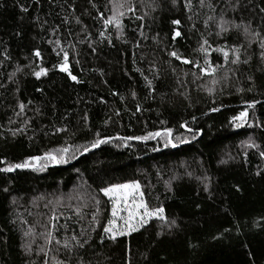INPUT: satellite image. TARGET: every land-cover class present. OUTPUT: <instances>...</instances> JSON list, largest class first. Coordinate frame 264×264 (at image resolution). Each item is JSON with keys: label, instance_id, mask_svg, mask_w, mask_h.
Wrapping results in <instances>:
<instances>
[{"label": "trees", "instance_id": "16d2710c", "mask_svg": "<svg viewBox=\"0 0 264 264\" xmlns=\"http://www.w3.org/2000/svg\"><path fill=\"white\" fill-rule=\"evenodd\" d=\"M71 2L75 3L76 16L85 9L97 14L87 0ZM94 2L100 12L110 14L105 10L106 5L111 7L108 0ZM183 2L179 0L173 7L170 0H158L160 8L156 12L140 8L138 15L150 12L143 29L138 28L140 21L125 19L124 35L116 39L115 30L110 28L112 43H96L93 54L87 40L77 42L84 40V34L72 19L71 10L61 7L65 0H53L52 5L48 0H41L40 4L19 0V4L29 7L28 13L20 11L17 0H0V53L7 50L11 57L4 60L0 55V83L4 84L0 88V159L16 163L52 149H70L67 163H49L44 171L0 172V264H43V254L37 255L39 246L44 244L40 233L45 231L46 216L53 207L64 214L60 224L67 223L79 232L81 224L90 227L91 213L95 211L90 197L95 195L101 199V223H106L111 205L99 188L129 181H138L145 200L152 206L164 207L166 216L176 219L179 228L169 233L161 228V222L152 220L139 232L115 242L105 238L101 245L103 229L91 225L96 230L91 232L85 255L93 264H264V175H255L258 168L264 169V160L256 150L241 146V141L252 136L264 147V126H256L264 121V71L258 70L264 64L259 59L258 45L253 44L246 54L251 56L248 65H225L217 72L215 85L211 77L196 79L192 73L199 76L198 69L180 63L168 52L176 50L203 66V55L194 51L202 42L201 35L213 48L223 47L225 42L239 44L241 39L236 32L217 38L215 23L208 28L203 24L212 13L206 7L201 9L198 0H193L189 13ZM213 2L219 17L226 6L223 0ZM137 4L139 8V0ZM256 4H262V0H253V5L239 12L229 10L226 18L237 22L252 20L255 27L260 24ZM189 15L192 21L187 19ZM37 16L40 23L34 22ZM64 16L69 17L66 24H62ZM81 19L90 39L98 41L102 24L87 14ZM173 19L181 21L182 37L176 40H172L176 27L171 24ZM45 20L48 23L42 30L40 24ZM56 25L60 29L53 34ZM17 32L21 35L17 36ZM56 39L61 40L60 47L70 51V71L81 83L52 69L60 57L52 50L57 46L47 41ZM72 44L75 49H71ZM34 48L41 50L43 66L51 69L48 76L37 80L25 69L24 73H17L18 83L9 81V74L17 64L27 63L25 57L31 58ZM209 59L213 64H224L220 53L212 52ZM225 74L227 80L223 78ZM249 76L254 83L249 82ZM250 86L251 92L247 91ZM240 88L245 90L238 92ZM17 101L27 105L20 117L14 114L18 111ZM253 101L257 102L255 107L248 109V123L253 126L233 127L230 118L247 107L245 102ZM137 106L141 111L136 110ZM212 108L219 111L213 112ZM85 114L87 120L83 119ZM10 118L13 123H9ZM25 121L29 124L24 133L13 137L8 129L24 127ZM184 123L199 133L195 139L193 133L180 127ZM58 128L67 131L57 132ZM164 128L173 129L175 147L165 144L162 138L126 142L117 139L144 136ZM97 133L100 138L112 139L91 148ZM85 147L90 150L84 152ZM244 151L248 152L246 158ZM221 160L227 163L222 164ZM81 203L88 205L83 209L84 219L79 221L73 216L67 220L73 211L63 205L70 204L74 209ZM33 226L34 234L25 236V231ZM158 232L163 234L158 236ZM54 235L63 241L71 232L60 230ZM28 244L31 253L25 251ZM50 247L56 246L53 243Z\"/></svg>", "mask_w": 264, "mask_h": 264}, {"label": "snow or ice", "instance_id": "6c2138e0", "mask_svg": "<svg viewBox=\"0 0 264 264\" xmlns=\"http://www.w3.org/2000/svg\"><path fill=\"white\" fill-rule=\"evenodd\" d=\"M88 4L91 6V9L96 10V15H92L90 11L87 9L81 13V16L87 14L94 21L102 24V30H99V40L92 41L90 39L91 34L87 31V25H85L81 19V16H76V6L74 2L71 0H65L64 5L61 7H65L71 10L72 19L75 20L77 25L81 26V32L84 34V40H78V43H84L85 40L88 41V47L90 51L95 54L97 48L94 46L96 43H104L107 41L109 44L112 43V33L109 29L115 30L116 39H120L125 32V19H135L136 21H140L141 23L138 25V28L143 29L145 27L146 18L150 17L149 11H143L142 14H137L140 8H149L151 12H156L160 8V4L158 0H139V8L137 4V0H108V5L105 6V10L110 12L109 15H105L104 12H100L97 8L94 0H87ZM179 0H170V3L173 7H176ZM199 7L201 9L207 8L209 10L210 15H207L206 19L203 21L204 27L208 28L210 23H215L217 31H215L214 35L217 38H225L228 34L232 32H236L239 34L241 42L239 44H227L225 42L223 47H215L213 48L212 44L208 39L204 38L201 35L202 42L199 44V47L194 51H198L203 55V66L193 59H189L187 57L182 56L178 51L172 50L168 52V55L175 60L179 61L185 65H192V67L198 69L200 75L197 76L196 72H193L192 75L196 79H202L204 76L212 78V84L215 85L218 83V80L215 78L217 72L223 68L227 64H231L234 66H239L241 64L248 65L251 62V56L246 55L249 49L253 44H257L259 48V59L264 64V0H262V4L254 5L255 10L260 15V24L253 27V21L248 20H240L237 22L234 19L226 18L227 12L230 10L232 12H239L244 9H247L250 5H253V0H223L225 4V8L220 10L219 17L216 15V5L213 0H198ZM19 4V0H17ZM41 0H33V4H40ZM50 5L53 4V0H48ZM0 7H3V4H0ZM183 7L191 13L194 7L193 0H184ZM20 11L22 13H28L29 7L24 4H19ZM131 14V16H129ZM24 17L22 16L21 19ZM189 21L193 20L192 15L187 17ZM35 23H40L39 16L34 18ZM69 22V17L64 16L62 18V24H66ZM48 22L47 20L43 21L40 24L41 29L43 30L44 25ZM173 26H176L172 30V40H176L177 38L182 37V31L179 26L181 25V21L179 19H173L171 21ZM192 28H196V24H192ZM60 29V25H56L52 28L53 34L57 33ZM17 36H20L21 33L17 32ZM69 35L71 32L69 31ZM80 33H77L79 36ZM140 35L143 36V31L140 32ZM209 35H213V33H209ZM146 38V37H145ZM127 43L128 41H124ZM47 43L55 44L57 47H54L52 50L55 52L57 57H60L56 64L52 65V69L58 70L60 73L67 74L68 78L75 83H81L82 81L78 79L76 75H73L70 71V51L65 49L64 47H60L61 40L56 39L55 41L48 40ZM136 47L139 48V43H136ZM58 48V50H57ZM71 49H75V44L71 45ZM212 52L220 53L223 57L224 64H213L209 59V56ZM3 55L4 60H10L11 57L7 54V50L5 52L0 53ZM76 55H79L77 52ZM27 61L26 64H17L15 70L9 74V81L18 83L15 80L17 73H24L25 69H28V73L34 76L37 80H40L42 77H47L49 74L48 67L43 66V57L41 50L39 48H34L31 53V58L25 57ZM76 63L79 64V60H76ZM259 71H264V68L258 69ZM175 71V69H173ZM227 80L229 77L227 74L223 77ZM147 80V77H145ZM248 80L250 83H254L253 77L249 76ZM149 86H151V81H148ZM4 84L0 83V88H3ZM245 89L240 88L237 89L238 92H243ZM253 88L250 86L247 88V91L251 92ZM16 91H19L17 87ZM37 91H43L42 89H37ZM209 93L213 90L211 88L208 89ZM117 93H113L116 95ZM133 97H135V93H132ZM247 107L243 110L239 111L237 114L233 115L229 123L235 128H242L245 125L248 127H252V124L248 123L249 120V111L248 109L254 108L256 105V101L251 103L245 102ZM32 101H28V105H31ZM27 105L22 101H17L16 108L18 111H15V115L20 117L25 113ZM137 111H141V108L137 106ZM37 114H40V109H35ZM211 111L216 112L219 111L218 108H212ZM117 115L119 113L117 112ZM84 120H87V115L83 117ZM195 120V117H193ZM9 123H13L11 118L9 119ZM161 123H164L163 121ZM29 121L24 122V127H18L16 129H8L13 137H16L18 134H23L25 131V127H27ZM257 127L264 126V121H260L256 124ZM181 128H186L188 132L193 133V139L196 138V135L199 133L187 127L186 123L180 125ZM57 132L67 131L66 128H58ZM172 128H164L162 131H154L148 132L144 136H127V137H117V139L121 141H129V140H137V141H146L149 139L162 138L165 144H172L173 147L176 145L172 142ZM97 138L91 142V148H97L102 144L108 143V141L112 138H100L99 133L96 134ZM177 139H180L177 137ZM182 143H187V140H182ZM241 146L244 149H254L258 153L261 160H264V147L256 142V140L249 136L247 140L241 141ZM88 147L84 148V152L89 151ZM69 147H60L57 149H52L43 153L40 156H30L24 159L22 162L16 163H6L5 160L0 159V164H4L6 166L0 167V172L3 173H11L15 170H24L31 169L33 171H44L49 163L52 164H62L67 163L69 160ZM245 158L248 155L247 151L243 152ZM72 158H75L74 156ZM220 163H227L225 160H221ZM78 171V170H77ZM256 176L264 175V169H259L255 172ZM207 179V178H206ZM239 191L240 189L237 187L236 189ZM5 192L8 191L7 188L4 189ZM99 193L102 194L103 197L107 198L106 202L111 205V215L110 217H106V223H101L100 219V205L101 199L98 196L92 195L91 201L95 206V211L91 213V221L90 227L86 228L81 224L80 231L76 232L75 229L71 228L69 224H60V217L63 216V212H59L56 207L51 209V214L46 216V224L44 225L45 231L40 233V235L44 239V244L39 246L37 255L43 254V264H93L92 260L87 259L85 253L90 247L92 236L91 232L96 230L95 227H91V225H95L101 227L103 229V235L100 237L99 243L102 245L104 243L105 238L115 242L118 237H127L132 233L139 232L141 229L145 228L152 220H156L161 222V228L167 229L169 233L172 229H178L179 224L176 219H169L165 214V208L162 206H152L145 200V194L142 191L141 184L138 181H129L126 183H111L107 186H103L99 188ZM204 191H208V184L204 185ZM72 198L69 197V200ZM15 203V200H13ZM52 204V201L48 202ZM60 201L57 199V204ZM47 207V205H45ZM63 207H67L73 211V215L67 216V220H72L73 216L77 217L79 221L84 219V215L86 213L83 212V209L88 207L86 203H81L79 206H76L72 209V205H63ZM15 223V221H13ZM34 226L29 227L27 231H25V236H32L34 234ZM60 230H64L66 233L71 232V235H66L64 240L61 241L57 239L54 235V232H59ZM228 231V229H225ZM163 232H158L157 235H162ZM53 243L55 244V248L53 249ZM25 251L27 253L32 252L31 244L25 245ZM52 252V256H49V253ZM34 264V262H33Z\"/></svg>", "mask_w": 264, "mask_h": 264}, {"label": "rangeland", "instance_id": "374dc122", "mask_svg": "<svg viewBox=\"0 0 264 264\" xmlns=\"http://www.w3.org/2000/svg\"><path fill=\"white\" fill-rule=\"evenodd\" d=\"M110 211V215H111V210H109ZM134 234V233H133ZM119 238V237H118Z\"/></svg>", "mask_w": 264, "mask_h": 264}]
</instances>
